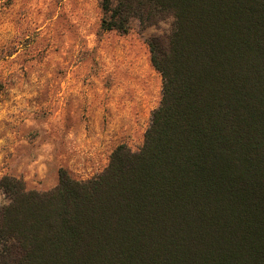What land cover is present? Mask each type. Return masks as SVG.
<instances>
[{"label":"trees","instance_id":"trees-1","mask_svg":"<svg viewBox=\"0 0 264 264\" xmlns=\"http://www.w3.org/2000/svg\"><path fill=\"white\" fill-rule=\"evenodd\" d=\"M147 39L161 97L137 150L47 190L2 175L0 264H264V0H100Z\"/></svg>","mask_w":264,"mask_h":264},{"label":"rangeland","instance_id":"rangeland-1","mask_svg":"<svg viewBox=\"0 0 264 264\" xmlns=\"http://www.w3.org/2000/svg\"><path fill=\"white\" fill-rule=\"evenodd\" d=\"M101 17L100 0H0V177L47 190L59 168L86 179L142 145L161 97L147 39L168 24L118 33Z\"/></svg>","mask_w":264,"mask_h":264}]
</instances>
